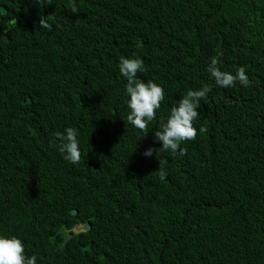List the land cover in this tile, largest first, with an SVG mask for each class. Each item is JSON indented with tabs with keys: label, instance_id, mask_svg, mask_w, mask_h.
Listing matches in <instances>:
<instances>
[{
	"label": "trees",
	"instance_id": "1",
	"mask_svg": "<svg viewBox=\"0 0 264 264\" xmlns=\"http://www.w3.org/2000/svg\"><path fill=\"white\" fill-rule=\"evenodd\" d=\"M1 6L0 234L37 264H264V0ZM132 56L146 69L137 78L165 92L147 134L126 120L119 62ZM214 56L223 71L245 67L249 86L217 85ZM205 85L187 154L158 151L161 117ZM69 126L78 164L53 140ZM149 147L158 152L146 157Z\"/></svg>",
	"mask_w": 264,
	"mask_h": 264
},
{
	"label": "clouds",
	"instance_id": "2",
	"mask_svg": "<svg viewBox=\"0 0 264 264\" xmlns=\"http://www.w3.org/2000/svg\"><path fill=\"white\" fill-rule=\"evenodd\" d=\"M40 6L50 5V0H36ZM73 13L77 12V7L73 3L71 8ZM41 29L53 30V25L49 23L44 15L40 17ZM220 60L217 56L211 59L208 72L215 78L217 85L230 88L239 82L244 87L249 86V77L245 67L241 66L235 74L221 70ZM120 73L127 79L125 85L126 94L130 97L128 107L130 113L127 115V122L140 129L146 134L149 132V123L156 120L157 110L164 100V88L152 80L144 82L137 78V74L146 71L144 61L138 56L121 57L119 62ZM212 91L211 85H205L197 90L189 89L182 95L178 104L171 107L170 113L165 120L161 117L159 127L155 131V138L162 142V148L158 151H171L174 154L186 155L187 150L181 145L185 141L194 140L197 137V128L194 121L199 117L201 101L205 100ZM200 133H206L207 127L202 125ZM54 142L59 141V151L63 158L72 163L78 164L82 158V152L78 140V130L74 127H66L63 132H56L53 137ZM157 150L149 147L144 155L151 157ZM159 160V159H158ZM165 161L159 160V178L164 181L167 177ZM0 264H37L35 255L26 256L23 241L15 235L6 236L0 234Z\"/></svg>",
	"mask_w": 264,
	"mask_h": 264
},
{
	"label": "water",
	"instance_id": "3",
	"mask_svg": "<svg viewBox=\"0 0 264 264\" xmlns=\"http://www.w3.org/2000/svg\"><path fill=\"white\" fill-rule=\"evenodd\" d=\"M0 12L5 14V13H7V10H6L5 7L1 6L0 7ZM16 22H17L16 19H9L7 21V25L10 27V26L16 24ZM71 213L75 214L76 213V209H72ZM88 228H89V223L85 222V223H82V224L74 225L72 229L75 230L76 232H80V231H86Z\"/></svg>",
	"mask_w": 264,
	"mask_h": 264
},
{
	"label": "rangeland",
	"instance_id": "4",
	"mask_svg": "<svg viewBox=\"0 0 264 264\" xmlns=\"http://www.w3.org/2000/svg\"><path fill=\"white\" fill-rule=\"evenodd\" d=\"M75 231V230H74ZM76 232V231H75Z\"/></svg>",
	"mask_w": 264,
	"mask_h": 264
}]
</instances>
